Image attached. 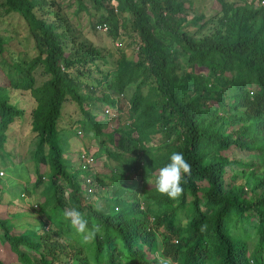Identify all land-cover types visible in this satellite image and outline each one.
Wrapping results in <instances>:
<instances>
[{
    "label": "trees",
    "instance_id": "trees-1",
    "mask_svg": "<svg viewBox=\"0 0 264 264\" xmlns=\"http://www.w3.org/2000/svg\"><path fill=\"white\" fill-rule=\"evenodd\" d=\"M70 1L84 9L82 0ZM106 1L107 14L95 23H109L107 32L121 34L131 51L119 50L114 67L102 72L97 49L64 52L57 25L47 19L51 11L43 9L52 0H0L3 13L22 18L34 49L28 58L0 63V164L8 126L22 114L9 102L7 88L27 90L34 101L29 113L30 131L37 137L33 161L47 166V172L44 178L36 168L31 189L19 188L20 195L38 191V210L64 236L60 242L47 234H15L0 219L6 257L11 253L20 264H159L161 258L173 264H264V9L255 8L253 0H219V31L196 37L177 23L187 0ZM36 66L45 79L34 87ZM93 67L97 78L89 77ZM131 84L127 127L104 131L107 121L92 107L113 105L112 96L124 97ZM101 87L108 92L90 96ZM67 101L77 104L82 130L91 131L97 141L94 155L81 152L122 160L134 173L128 183L122 169H110L104 212L91 204L83 188L89 177L95 194L99 176L89 167H77L80 173L67 170L71 162L57 129ZM233 148L256 152L255 160L242 163L230 157ZM172 152L183 153L191 164L183 194L177 199L160 193L149 197L144 179L153 174L155 184ZM234 166L246 169L245 178L254 174L252 168L260 167V172L251 183L245 181L246 188L235 184L236 175H226V168ZM186 195L191 198L187 207ZM72 208L88 220L89 230L99 226L86 243L64 216ZM182 219L187 220L183 227ZM70 228L80 237L76 246ZM156 238L159 259L153 256ZM1 257L0 264H8Z\"/></svg>",
    "mask_w": 264,
    "mask_h": 264
},
{
    "label": "rangeland",
    "instance_id": "rangeland-1",
    "mask_svg": "<svg viewBox=\"0 0 264 264\" xmlns=\"http://www.w3.org/2000/svg\"><path fill=\"white\" fill-rule=\"evenodd\" d=\"M54 4H46L43 9L50 10V14L47 19H53L57 25V31L61 33V43L64 52H72L75 49L90 46L97 49L100 53L101 60H98L97 66L100 71L111 70L118 57L119 50H125L127 54L130 53V47L126 46V39L119 34L114 37L107 31L97 32L93 29V25L96 21L101 20L104 15L107 14V10L110 5L106 0H102L100 5L92 3L91 0H82L84 9H79L76 1L70 0H52ZM223 1H235V0H223ZM252 5L255 8L262 7L264 4H256L253 0ZM262 5V6H261ZM38 12V10H36ZM120 15L117 20L121 19ZM221 16V9L219 0H187L184 5L182 14L177 19L179 27L185 31L192 32L196 37L203 35H214L220 29L219 17ZM116 18V16H113ZM109 25V23L107 24ZM0 63L2 61L5 64H12L16 59H25L34 54L32 46V39L28 35L26 26L22 18L15 13L5 14L0 8ZM117 43L115 45L114 43ZM179 63V60L175 62ZM178 63L176 65H178ZM178 69V67H177ZM90 78H97L98 73L95 72L94 67L91 69ZM190 71H198L196 67L190 66ZM180 73V70H177ZM34 87L40 85L45 79V76L41 73V66H36L33 70ZM134 85H129L124 91V99L127 100L133 91ZM108 91L101 87L95 90L91 97H101V93H107ZM7 94L9 96V102L14 104L18 109L22 111L20 117L14 119L9 124L6 131V139L2 146L3 164H0V219L7 220L8 231L15 234H28L30 237H36L39 235L47 234L50 239H57L62 242L64 240L63 233L54 229L53 225L47 221L44 213L40 212L37 207V192L23 193L19 188L31 189L32 183L36 179L35 169L44 178L47 172V166L44 164H36L33 161V152L35 149V143L37 137L30 131V111L34 106V101L27 90H18L7 88ZM83 107H86L83 104ZM90 109L92 105H87ZM101 104L96 103L92 107V111L96 113L98 117L100 115ZM127 110H123L121 117L116 121H108L106 123V132H113L115 128L127 127ZM83 114L77 104L73 101H67L63 103L60 117L57 120V129L60 131V145L62 146L64 156L71 162V165H67L68 171L76 173L78 171V165L76 164V154L82 150H86L90 154L97 151L98 145L91 131H83L80 125V121H83ZM117 136L114 133L113 137ZM156 143V140L149 142L148 144ZM108 149L116 152L114 147L110 143H106ZM156 148V147H155ZM154 148V149H155ZM256 152H248L245 150H239L233 148L230 157L240 160L242 163H249L255 160ZM123 159H126L123 157ZM115 168V171L122 169L123 176L126 181H130L133 178V172L127 169L126 165H123L122 160L109 159L105 154L99 156H91V162L89 171L98 175L97 182L99 186L97 192L93 194L88 200L91 204L104 212L105 196L109 197L110 194V169ZM254 170V174L245 178L246 169L241 170L239 167L226 168V175H236L235 184L241 185L247 188L245 181L252 182L254 176L259 175L260 167ZM115 172V173H116ZM241 177V178H240ZM154 175L150 174L146 176L143 181L144 190H149V197L154 199L158 195V191L153 184ZM45 180V179H44ZM129 183V182H128ZM201 185H204L201 184ZM15 186L16 189H12ZM18 187V188H17ZM9 189V190H8ZM244 190V189H243ZM186 206L191 199L189 195L185 196ZM153 204V200L147 202ZM145 205V204H144ZM253 219V218H252ZM186 219H182L180 226L183 227L186 224ZM46 225V227H44ZM71 236H73V244L76 246L80 237L78 234L70 228ZM252 238H249L248 243H252ZM85 242V241H84ZM88 242V241H87ZM86 243V242H85ZM7 248L4 244L3 238L0 235V255L5 256L3 261L8 264H20L15 261L13 255L7 254L6 257L4 251ZM159 240L156 238V251L153 253L154 258L159 259ZM87 252L86 249L84 250ZM30 253V250L27 251ZM209 264V263H207Z\"/></svg>",
    "mask_w": 264,
    "mask_h": 264
},
{
    "label": "clouds",
    "instance_id": "clouds-1",
    "mask_svg": "<svg viewBox=\"0 0 264 264\" xmlns=\"http://www.w3.org/2000/svg\"><path fill=\"white\" fill-rule=\"evenodd\" d=\"M169 159V163L159 168L155 179V188L160 194L166 195L170 199H177L184 192L182 184L186 182L185 177L191 176V164L181 152H172ZM64 216L79 233L83 234L85 242L99 231L98 225H93L92 230H89L88 220L75 208L66 210ZM159 264H173V262L170 258H161Z\"/></svg>",
    "mask_w": 264,
    "mask_h": 264
},
{
    "label": "built area",
    "instance_id": "built-area-1",
    "mask_svg": "<svg viewBox=\"0 0 264 264\" xmlns=\"http://www.w3.org/2000/svg\"><path fill=\"white\" fill-rule=\"evenodd\" d=\"M259 4H263V0L258 1ZM113 11L116 12V9L112 6ZM107 24L105 22H98L94 25V30L97 32H103L105 33L107 31ZM117 45V43H114ZM115 100L113 105H103L100 110L101 119H105L107 122L109 121H116L118 117L121 115L123 110H127L129 108L128 102L124 99L122 94H117L112 96ZM78 163V167L80 170L85 171L89 166L91 162V157L87 154H84L83 152H79L76 154V160ZM84 190L88 197H91L93 194V188L91 184V179L89 177L84 178ZM116 209V208H114Z\"/></svg>",
    "mask_w": 264,
    "mask_h": 264
}]
</instances>
